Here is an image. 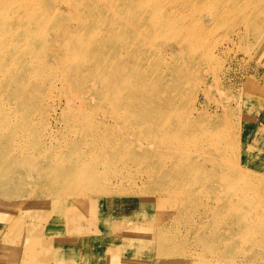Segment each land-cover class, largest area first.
I'll return each mask as SVG.
<instances>
[{
	"label": "rangeland",
	"instance_id": "1",
	"mask_svg": "<svg viewBox=\"0 0 264 264\" xmlns=\"http://www.w3.org/2000/svg\"><path fill=\"white\" fill-rule=\"evenodd\" d=\"M133 1L135 8L132 0H41L22 13L27 24L21 28L13 25L15 2L0 0V117H5L0 122V145L3 149L12 147L13 153L23 152V159L17 160L27 161L32 167L46 170L53 166L64 172L52 175L63 189L60 196L38 189L43 177L33 172L19 182L21 185L0 188V261L15 264L11 252L20 242L11 239L15 238L11 230L17 227L15 220L19 218L26 221L25 228L27 221H36L44 233L35 240L22 235L20 247L34 254L42 250L47 257L52 247L61 245L81 252L80 239L86 234L82 231L91 227L94 236L109 232V243L119 245L121 231L128 236L137 230L152 235L151 249L141 256L148 258L145 264H264V140L261 149L254 135L258 127H263L259 122L264 114L263 6L254 9L259 16L252 26L237 22V13L216 20V4L206 5L202 0ZM169 14L198 34L187 47L180 49L168 41L165 22ZM45 16H50L51 25L42 29L48 21ZM119 20L135 23L123 30L137 40L129 42L119 58H101L86 43H105L103 52L111 54L109 46L115 40L112 25ZM20 59H25L21 75L17 70ZM54 59H63L64 63L45 71L44 64ZM97 68H132L133 73L140 74L133 77L137 100L129 107L115 108L110 101L119 98L118 93L105 90L104 80L95 76ZM138 76L145 81L139 82ZM51 89L53 96L64 102H57L54 110L42 104L44 94ZM154 93L167 97L174 106L182 105L192 120L199 117L189 131L193 142H186L183 133L177 134L178 140L184 139L178 149L183 155H195L196 148L191 144L206 142L207 133L219 135L225 147L228 145L225 152L230 157L224 172L241 174L237 186L263 190L261 201L247 193L245 198L253 200L252 205L233 204L245 210L249 219L255 220L262 212L263 216L241 225L248 228L247 242H238L232 254L225 252L223 240L215 234H228L225 222L244 221V215L234 213L233 205L225 200L226 193L213 189L210 182L196 192L166 197L148 176L147 159L155 160V151H165L158 140L147 141L145 137H149L153 111L144 110ZM133 110L142 112L141 116L136 118L135 111L134 118ZM8 111L12 112L11 123ZM113 116L118 120L104 139L113 141L117 130L123 136L121 143L111 142L115 146L109 148L104 139L92 140L91 135L104 127L102 119ZM169 124L181 129V123ZM131 150L148 156L134 158ZM240 151L239 165L234 161ZM76 155L85 156L83 164L99 173L94 184L86 171H71ZM96 188L105 193H96ZM183 200L187 202L181 206ZM119 245L118 258L120 255L133 264L129 251ZM98 254L104 261L107 253L98 250ZM49 257L43 263L49 260L48 264H56ZM114 261L110 264H117Z\"/></svg>",
	"mask_w": 264,
	"mask_h": 264
},
{
	"label": "bare ground",
	"instance_id": "2",
	"mask_svg": "<svg viewBox=\"0 0 264 264\" xmlns=\"http://www.w3.org/2000/svg\"><path fill=\"white\" fill-rule=\"evenodd\" d=\"M15 5H17L15 11L12 12L14 17L13 25H18L19 27H26L27 23L23 22L22 13L26 11L27 7H35L40 4L41 0H13ZM95 1V0H91ZM202 2L206 5L216 4L215 8V17L216 20L218 18H231L235 13H237V22L240 20L241 22L247 24L248 22L254 26L258 21V14L253 13L254 9L256 11L263 6L264 10V0H202ZM132 7L134 6V1L132 0ZM67 8V7H66ZM264 13V12H263ZM48 19L47 23L42 25L43 28H49L51 25L50 16L44 17ZM135 23L131 21L119 20L116 24L112 25V30L115 33V40L109 46V49L112 50V53H104L103 51L106 48L105 43H97L96 40H89L86 43V46L90 48V50L98 53L101 58L105 56L107 59H111V56L120 57V52L123 48L127 46L129 42H134L137 38L128 31L123 30V27L126 25H134ZM12 25V26H13ZM8 27L10 24L7 25ZM165 34L167 36L168 41L174 42L177 47L184 48L187 47V43L191 42L192 39L194 41L197 39L198 34L194 32H190L181 21H176L171 15H168L167 21L165 22ZM207 33H204V36ZM66 35L68 37L71 36L70 32H67ZM25 59H20V63L17 65V70L19 75L22 70L25 69V66L22 62ZM62 60V61H61ZM54 59L51 63L44 64V69L52 70L56 65H59L61 62L64 63L63 59ZM118 60V59H116ZM4 62L7 59H3ZM188 67V66H186ZM134 70L130 69H104L97 68L95 71V76L99 80H104L105 82V90L111 93L117 92L119 98L112 99L110 101L111 104L115 108L119 107H129L131 106L135 100H137V96L135 93V89L137 85L133 81V77L140 74L133 73ZM143 74V73H141ZM19 79H22L21 76H18ZM139 82L145 81V78L142 76L136 77ZM147 80V79H146ZM55 85H53L52 89ZM52 89L44 94L43 105L46 104L47 108L49 106L52 110L55 109V104L58 102L63 104L62 100H57L56 96H53ZM21 92H16L15 94H19ZM41 111L46 112L44 107L40 108ZM149 110L153 111L152 123L148 127L150 130L149 138L147 141L152 139L158 140L159 144L165 147V151L157 150L155 151V155L158 156L155 160L147 159V172L149 177H153V180L158 186V189L163 193L164 196L169 197V195L179 196L181 197L184 193L196 192L200 189L206 188L210 182L211 187L215 190H221L223 193H226L227 198L225 200L230 204L241 203L245 206H250L254 202L249 198H245L247 193L253 195V199H258L259 201L263 200V194L259 187L250 186V187H242L240 185L237 186L236 182H238L241 178V174L239 173H225L226 166H229L230 157L229 154H226L225 147L226 142L219 135H213L212 133H207L208 140L206 142L199 140L194 142L193 145L196 148V154L191 156H185L178 149L181 144V140L183 138H188L186 142H193V135L191 136L190 127L192 124L194 125L199 117L192 120L191 113L185 109H183L182 105L174 106L171 101L165 97H158V93L153 94V98L149 100L148 107L144 110V112H148ZM135 111L137 112V117L141 116L140 111L133 110L132 115L135 118ZM12 112L8 111L7 115L9 118V123H11ZM163 114H167L168 117H165ZM5 118L4 116L0 117L1 119ZM27 118V117H26ZM25 118V119H26ZM111 119H102L101 123L104 127L91 135L92 140L102 138L104 139V134L111 133L112 123L118 120L117 116L110 117ZM168 121V122H167ZM172 121H176L181 123V129L174 128L169 123ZM195 121V122H194ZM49 125V122L47 121ZM51 124V123H50ZM167 126V128H166ZM119 133L115 136L113 141H108L106 138L104 139V144L106 147L112 148L114 147L118 141L121 143L120 130H117ZM142 132V130L140 131ZM183 133V138L181 140L177 139V134ZM139 137L142 138L143 135L138 134ZM214 139V140H212ZM111 142L115 144L111 146ZM179 142V143H177ZM223 146L219 148V143ZM10 143L14 144L12 140ZM143 143H140L142 145ZM139 145V146H140ZM142 147L140 146L139 149ZM132 151V150H131ZM11 147V149H6L0 145V188H3L5 185H21L19 182L24 181L25 176L28 175H36L38 177H43V180L38 182V189H42L44 192L53 193L59 195V192L63 190L60 186L57 185V180L52 179V175H64V172L61 168L51 167L50 169H41L40 167H32L27 161L17 160V158L24 157V153L20 151V154ZM122 155L125 153H121ZM128 154V153H126ZM241 151L238 153L235 158L236 164H241ZM132 156L136 157H146L148 156L145 152H135L132 151ZM76 162L72 167L74 173H81V171H86V175L89 176L90 181L95 183V178L99 176V173L96 172L95 168H91L89 165H84L83 160L85 156L76 155ZM146 161V160H145ZM144 163V162H143ZM238 166V165H237ZM257 166V165H256ZM70 171L66 172L67 175ZM254 172V171H251ZM50 179H49V178ZM24 186V185H22ZM56 186L58 188H56ZM102 189L96 188L94 191L96 193H105V191H101ZM240 195H243L244 198H240ZM60 196V195H59ZM182 200V199H181ZM216 201L219 199L216 198ZM187 201L183 200L181 202V206H184ZM232 209L234 213L243 212L244 221H236L235 224L232 221H226L225 227L227 228V233L224 234L221 232H217L215 237L219 240H223L225 244V252L228 254H232L233 251L238 247V242L244 243L247 242L246 233L248 232V228L243 229L241 225L249 223L250 221H259L262 216H257L254 219H249L247 212L245 210H240L238 207L233 205ZM176 210V209H175ZM263 210V209H262ZM17 219V218H16ZM31 220V219H29ZM17 227H14L13 233L14 235L18 233L16 236H12L15 238H11L16 241L18 244L20 242V234H23V229L21 224V220L18 218ZM22 221H24L22 219ZM33 223V224H32ZM12 225L9 226V229ZM22 229V230H21ZM122 242L124 245L130 247L131 244L137 245V249H141L138 251L141 253L143 250H150L152 245V235L145 236L141 233L140 230L135 231V233L131 234V236L125 235L123 231ZM40 225L37 222H27L26 226V235L30 239H34L39 237ZM22 236V235H21ZM122 236V234H121ZM138 241L137 243H133L134 241ZM11 245V244H10ZM19 246V245H18ZM13 248L14 246H9ZM144 257V256H143Z\"/></svg>",
	"mask_w": 264,
	"mask_h": 264
},
{
	"label": "crops",
	"instance_id": "3",
	"mask_svg": "<svg viewBox=\"0 0 264 264\" xmlns=\"http://www.w3.org/2000/svg\"><path fill=\"white\" fill-rule=\"evenodd\" d=\"M262 122H259V124L263 125V127H258V131L254 134L255 135V142H257L260 146L261 149L262 145L261 143L264 140V114L262 117ZM257 139V140H256ZM28 222V221H27ZM31 222H36V221H31ZM25 223L26 221H21L22 228L23 229V234L26 237H28L26 235V228H25ZM92 228L91 227H85V229H83L82 233H86L83 237H81L80 241L82 242V246H81V252L77 251V250H68L67 247L65 246H59V247H52V251L50 252V259L53 260L56 264H110L111 262H115L114 260H116L117 264H128L129 262H125L124 259L122 258V256L118 258V245L119 244H113V243H109V240L107 239V237L109 236V232L108 234H98L95 235L92 233ZM22 230V229H21ZM126 232V231H125ZM44 236V234H41L39 237ZM35 240V239H33ZM78 241V242H80ZM138 241H134L133 243H137ZM125 243H129V242H125ZM121 240V244L119 245V248L121 249H126L129 251L130 253V258H131V262L133 264H141L142 262L148 263L149 260L146 256L141 257L143 254L146 255V251L147 250H143L141 253H139L138 251H141V249H137V245H133L131 244L130 247L125 246ZM22 244V242L20 241V245ZM16 248L18 249V253L15 254V250L13 249V251L11 252L13 256V258H15V264H28V262H31L30 264H32L33 260L39 261L40 263H35V264H41L43 263V259H48L47 255L42 253V250H38L37 253H33L32 250H24L22 249V247ZM105 245V247H104ZM98 248V249H97ZM114 249V253L111 254V250ZM98 250H102L103 252H106L107 254H105L106 256L104 257V261L101 259L102 257L100 256V254H98ZM84 251V252H82ZM30 252L31 257H28V254ZM83 253V254H82ZM6 254V253H5ZM104 255V254H102ZM141 257V258H140ZM142 259V260H141ZM4 260V264H6L5 259ZM0 261V264L2 263ZM49 262V260H47ZM119 261V262H118ZM48 262L46 264H48ZM44 264V263H43Z\"/></svg>",
	"mask_w": 264,
	"mask_h": 264
}]
</instances>
